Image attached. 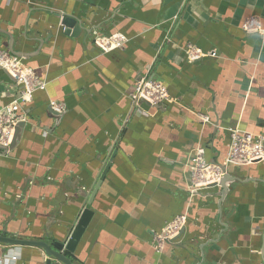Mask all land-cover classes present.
Returning <instances> with one entry per match:
<instances>
[{"label": "crops", "instance_id": "obj_1", "mask_svg": "<svg viewBox=\"0 0 264 264\" xmlns=\"http://www.w3.org/2000/svg\"><path fill=\"white\" fill-rule=\"evenodd\" d=\"M252 16L264 24V0H0V50L47 81L0 157V233L62 241L89 208L75 264H264V161L228 164L225 190L193 193L188 168L199 147L223 165L231 128L264 134V39L243 28ZM92 29L128 41L103 53ZM191 46L204 56L189 59ZM143 75L171 99L134 102ZM19 91L0 68V108ZM180 214L183 233L156 251L153 233ZM44 257L0 243V264Z\"/></svg>", "mask_w": 264, "mask_h": 264}, {"label": "built area", "instance_id": "obj_2", "mask_svg": "<svg viewBox=\"0 0 264 264\" xmlns=\"http://www.w3.org/2000/svg\"><path fill=\"white\" fill-rule=\"evenodd\" d=\"M243 28L248 33H257L264 39V24L258 16L245 20ZM93 43L103 53L123 48L128 39L123 33H115L103 37L97 29H92ZM187 55L191 60L204 56L197 47H189ZM0 65L15 79L20 87L18 96L9 104L0 108V157L5 152L3 147H9L14 139L15 131L20 121H25L23 112L26 103L37 90H45L47 81L41 78L33 69L27 68L8 51L0 50ZM134 102L145 101L151 106H157L171 99L168 87L148 75L137 79L134 92L131 94ZM51 108L56 112L63 111L60 103H54ZM23 112V113H21ZM207 119L206 116H204ZM231 143L228 156L223 165L207 161L205 149L199 147L188 164L191 193L218 184L224 177L228 164L250 165L264 161V134H254L237 127L230 129ZM186 214H180L176 219L164 225L159 232L153 233L152 244L156 251L162 252L166 245L173 241L186 226ZM16 259V257H12Z\"/></svg>", "mask_w": 264, "mask_h": 264}, {"label": "water", "instance_id": "obj_3", "mask_svg": "<svg viewBox=\"0 0 264 264\" xmlns=\"http://www.w3.org/2000/svg\"><path fill=\"white\" fill-rule=\"evenodd\" d=\"M61 24L65 27V33L67 35L77 36L82 29L80 21L77 18L67 14L63 16L61 20ZM11 51L14 52L13 50ZM0 68L3 67L0 65ZM5 72L15 82L14 77H12L6 70ZM24 125H25V121H20L18 123L13 142L9 147H3L4 151H8L9 149H12L13 146L17 144L18 140L21 138L22 129ZM110 164L111 161L108 163L106 169L101 175V180H103V178L105 177ZM230 178H231L230 175L226 171L222 180L218 184H214V185H220L225 190L226 183L229 182ZM98 188H99V183L95 187L91 198L95 196ZM89 203H91V201H89ZM92 214L93 213L91 209L85 208L82 214L80 215L77 223L75 224L73 230L71 231L70 235L65 240L62 241L55 240L52 242H48L41 239L38 240L24 239L20 237L6 235L5 231H3L2 233H0V243L10 246H33V247L41 248L45 254V257L42 260V264H75L73 260L68 256V253H72V254L75 253L77 245L81 240L89 222L91 221ZM184 228L181 230L179 235L183 233Z\"/></svg>", "mask_w": 264, "mask_h": 264}]
</instances>
